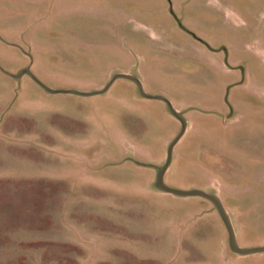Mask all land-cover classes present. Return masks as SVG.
<instances>
[{
    "label": "rangeland",
    "instance_id": "374dc122",
    "mask_svg": "<svg viewBox=\"0 0 264 264\" xmlns=\"http://www.w3.org/2000/svg\"><path fill=\"white\" fill-rule=\"evenodd\" d=\"M171 149L264 246V0H0V264H264Z\"/></svg>",
    "mask_w": 264,
    "mask_h": 264
},
{
    "label": "water",
    "instance_id": "95a60500",
    "mask_svg": "<svg viewBox=\"0 0 264 264\" xmlns=\"http://www.w3.org/2000/svg\"><path fill=\"white\" fill-rule=\"evenodd\" d=\"M50 91L54 92V93H58V92H55V91H52V90H50ZM65 93H73V92L72 91H65ZM78 94L85 95L84 93H81V92H79ZM144 96L146 98H148V99H158V100H162V101L170 104L169 100L166 99L165 97H154V96H149V95H146V94H144ZM172 110H173V113L175 114V116L182 123L183 132H184L185 129H186V123L184 122L183 118L181 117V115L179 114V112L177 110H175L174 108H172ZM171 156H172V149L169 151L168 159H167V162H166V165H165L164 169L159 174V178H158V187H159V189L161 191L165 192V193L173 194V195L179 196V197H202V198L210 200L218 208L221 216L223 217V219H224V221H225V223L227 225V228H228V231H229V236H230V245H231V248H232V250H233V252L235 254L240 255V256H249V255H253V254L264 253V246L256 247V248H242V247H240L238 245L233 224H232V222H231V220H230V218H229V216H228V214H227V212H226L221 200L217 196H215L213 194H210L208 192H205V191H180V190H175V189H172V188H170V187H168L166 185L165 180H164V176H165V173H166V171H167V169L169 167V164H170V161H171Z\"/></svg>",
    "mask_w": 264,
    "mask_h": 264
},
{
    "label": "trees",
    "instance_id": "16d2710c",
    "mask_svg": "<svg viewBox=\"0 0 264 264\" xmlns=\"http://www.w3.org/2000/svg\"><path fill=\"white\" fill-rule=\"evenodd\" d=\"M120 253V252H119ZM127 255L126 254L125 258H127ZM130 256H128V258L126 260H129L131 261V263H123V264H158L157 262L153 261V260H138L136 258H134L131 254H129ZM125 258L123 259V261H126Z\"/></svg>",
    "mask_w": 264,
    "mask_h": 264
},
{
    "label": "crops",
    "instance_id": "0c3cea01",
    "mask_svg": "<svg viewBox=\"0 0 264 264\" xmlns=\"http://www.w3.org/2000/svg\"><path fill=\"white\" fill-rule=\"evenodd\" d=\"M158 263H160V262H158Z\"/></svg>",
    "mask_w": 264,
    "mask_h": 264
}]
</instances>
